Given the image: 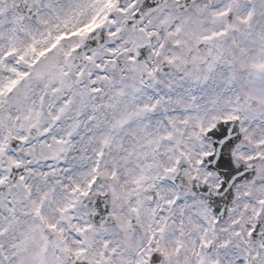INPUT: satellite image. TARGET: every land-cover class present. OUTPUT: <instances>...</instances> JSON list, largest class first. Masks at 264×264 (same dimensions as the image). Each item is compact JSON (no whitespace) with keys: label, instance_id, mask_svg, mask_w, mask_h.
Masks as SVG:
<instances>
[{"label":"rangeland","instance_id":"rangeland-1","mask_svg":"<svg viewBox=\"0 0 264 264\" xmlns=\"http://www.w3.org/2000/svg\"><path fill=\"white\" fill-rule=\"evenodd\" d=\"M4 1L0 0V177H5L18 160L6 151L7 138L21 139L37 127L42 138L28 142L23 152L27 159L23 181L49 204L62 202L65 208H72L74 217L66 215V219L86 224L88 214L77 203L92 178L95 161L102 162L101 174L105 186L114 191L112 210L120 222L108 234L101 233L97 240L93 237L90 254L94 263L139 264L149 242L154 241L153 248L165 256V264H264V240L254 243L248 236L264 205V0H256L253 20H236L244 27L236 26L229 37L222 38L217 47L221 66L211 64L209 72H199L198 77L209 79L205 89L202 84L199 90L194 87L193 83L202 79L184 66L188 63L185 55L181 53L182 62L174 55L176 99L184 108L198 110L193 116L177 118L174 126L178 137L174 141L159 135L165 127L152 111L155 84L143 85L133 73L131 56L135 46L146 42L145 29L135 38H124L113 47L92 53L89 57L96 65L85 84L63 89L62 83L80 72L70 66L69 49L74 44L58 48L39 65H35L36 60L43 58L45 51L50 53L57 38L102 16L103 9L84 7L67 14L56 11L58 0H46L39 20L25 23L4 9ZM124 15L131 16V10L120 8L116 23ZM199 15L195 11L174 22L185 23L188 32V24L198 21ZM165 19L171 21L169 16ZM212 31H198L194 44ZM121 58L127 69L115 73L112 63ZM13 86H18V93L4 100L3 93L10 94ZM247 99L260 103V110H249ZM99 106H104L103 113H98ZM220 118L241 121L244 139L234 160L236 166L254 165L257 177L235 188L238 202L228 220L215 228L211 209L199 198L180 195L179 204L172 205L179 193L170 177L178 156H186L190 162L188 179L206 183L212 191L218 188L219 177L201 168L200 162L213 152L201 135ZM192 135L193 141L188 137ZM103 146L109 147L106 160L101 155ZM152 187L161 199L160 208L151 203ZM104 191L100 186L98 192ZM14 192L11 198L0 201V256L5 262L15 257L21 264H34L31 222L20 217L31 214L25 204L26 191ZM132 215L143 226L137 235L127 231L126 222ZM66 226L71 227V222ZM202 232L208 235L202 238ZM211 240L217 242L216 252L205 260L196 249L197 243Z\"/></svg>","mask_w":264,"mask_h":264},{"label":"flooded vegetation","instance_id":"flooded-vegetation-1","mask_svg":"<svg viewBox=\"0 0 264 264\" xmlns=\"http://www.w3.org/2000/svg\"><path fill=\"white\" fill-rule=\"evenodd\" d=\"M27 1L32 3L35 10L38 12L39 18L40 11L45 10L46 0H43L42 2H39L38 0ZM103 1L104 0H58L55 6L58 9L56 11L67 14L72 12L76 13L77 10H82L84 7L87 9L96 8L98 11H100ZM144 1L145 0H134L127 6H123L121 9L131 10V16L124 15L121 17V20L116 23V20H119V15L117 17L115 15L114 22L113 19L111 22L105 25V27H102H104L107 38L110 42H112L110 47L121 43L124 38H135L141 33L143 29H145L147 33L146 42H148L151 37L159 35V32L161 31L163 39L162 42L153 49L154 61L138 66L134 60L135 55L132 54L131 62L133 60V65H135L133 68L134 76L140 80L141 84L145 85V80H148L151 84L155 83V88L153 91H151V94L154 97V116L159 118L162 122V127H165L164 129L160 128L159 133L161 134L159 135L162 138H165L164 140L167 141L170 137H173L174 139L178 137L176 128H174L173 131L172 129H168V126L174 125L175 122H177L178 117L182 118L187 114H191L193 116L198 111L195 107L192 108V110H188V108L183 109L176 99L177 89L172 78V75L175 74V68L171 64L174 55H176L178 61L182 62L181 53L184 54L185 61L189 63H186L184 66L190 69L192 73H198L200 68L206 69L210 66V64L222 62V56L220 58V51L217 48L219 45H222V26H225V30L230 32L233 31V28L236 26H242V24L235 23L236 20H247L248 17H250V20H253V14L256 12L255 9L258 8V5L256 0H197L196 4L188 13L176 14L169 10L160 11L157 19H152L153 21H149L145 27L138 30L135 35L126 32L124 30V25L132 19L134 14L139 9L141 3ZM173 1L180 2L181 0ZM166 2L167 1L160 2L161 4H156L153 7L158 8L160 5L166 6ZM195 11L200 15L197 18L198 21H193L192 23L188 24V32L186 31V26L184 25L185 23L174 22L179 16L194 13ZM245 12L246 14L244 16ZM166 16H169L171 21L166 19L164 20ZM242 16H244L243 19ZM211 28H213L214 31L204 34L202 40L194 44V37L195 35L199 34L198 31L207 29L210 30ZM186 35H191L193 38L186 39ZM82 42L83 41L74 43V46L70 47L69 49V54L71 55L77 49H79L82 45ZM200 45H203V54L198 53V47ZM89 55L86 56V59L91 60ZM116 62L120 64V69L117 71L113 69L115 73H119L121 70L127 69L126 62L122 60V58L121 60L118 59L114 61L112 66ZM162 67H165L166 71H162ZM75 70H80V72L77 74L78 77L86 71V68L84 66H80L72 69V71ZM91 72H89V76ZM152 75H154V77ZM77 77H74L72 74L70 79L68 78L66 82L62 83L63 89H65L66 86H75ZM193 84H195V82ZM191 101H193V99ZM103 108L104 106H100L98 111L102 112ZM64 115L65 112L62 116ZM220 120L222 121V118ZM188 137L190 139L194 138L193 135ZM25 139H27V137H25ZM22 159L27 165V159L25 157ZM187 163H189L188 160ZM40 168L41 167L38 168V171L41 170ZM26 169L27 166L23 176L18 179L16 184L9 185L5 189H2L1 186L4 184L2 183L3 179H5L7 182L8 172L5 177H0V201H2L4 198H11L14 191H26L25 195L28 202L25 204L28 205L29 210H31V214L22 215L20 217L29 219L31 222V234L35 236L31 242L34 243V245H32L33 250L36 253L35 259L33 260L34 264H70V262L96 264L94 263L93 256H91L93 254H90V245H92V239L94 237V228L91 226L88 218H86V224H83V222L80 220L76 221L72 219H66V215H68V213L65 209L64 203L61 202L51 205L47 201L40 199L38 197L40 193H38L36 189L31 188V190H29L28 187H25L23 177L25 175ZM13 212H15V209H13ZM70 217L73 218L74 215H70ZM69 222L72 224L71 227L66 226V224ZM119 222L120 221L116 219L115 225L113 227L117 226ZM207 235V232H202V238H205ZM84 242L87 246V250L84 248ZM209 244L210 241L202 248V251L204 252L203 258L205 260L210 258V256H208L206 253L207 246ZM0 261L1 264H21L20 262L16 261V259L14 261L9 260L8 262H4L1 256ZM145 261L146 259L144 262ZM144 262L142 264H145Z\"/></svg>","mask_w":264,"mask_h":264},{"label":"water","instance_id":"water-1","mask_svg":"<svg viewBox=\"0 0 264 264\" xmlns=\"http://www.w3.org/2000/svg\"><path fill=\"white\" fill-rule=\"evenodd\" d=\"M160 0H151L150 2H155ZM195 0H184V3H181L179 7H175L178 12H182ZM167 3V2H166ZM174 7L169 2L167 3V8ZM11 9L18 10L19 14H27V12H22L21 7L10 6ZM146 6H141L140 13L135 16V19L138 24H140V19L143 20L145 15ZM29 15V14H28ZM99 44V42H98ZM102 46H92V49H100ZM86 51L89 48L85 49ZM140 55L144 57L147 55V47L142 49ZM250 106L253 108L257 105L253 102H249ZM207 138L215 147V154L212 157L206 159L205 163L208 167H211L214 170L222 172L224 174V183L222 186V192H219L217 201L215 202L217 211L219 214L222 213V219L226 217V211L230 205L235 202L234 196L231 194L232 186L239 182H244L252 179V172L246 171L244 169L234 170L232 167L231 155L230 153L234 147L241 141L242 135L239 127V122L237 120L228 123H222L217 125L216 128L207 135ZM90 201V204L93 206L101 207L103 203L100 198L97 196H91L87 198ZM222 200V201H221ZM222 203V204H221ZM264 236V219H262L260 226L256 232V238Z\"/></svg>","mask_w":264,"mask_h":264}]
</instances>
